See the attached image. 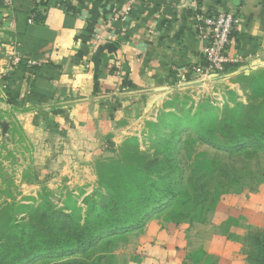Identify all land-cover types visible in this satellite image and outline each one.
I'll return each instance as SVG.
<instances>
[{
    "label": "crops",
    "instance_id": "1",
    "mask_svg": "<svg viewBox=\"0 0 264 264\" xmlns=\"http://www.w3.org/2000/svg\"><path fill=\"white\" fill-rule=\"evenodd\" d=\"M128 2L0 0V121L11 119L8 132L15 122L44 147L55 144L68 176L77 159L90 165L107 135L116 133L118 141L128 133L117 124L125 111L159 100L170 85L190 83L188 72L205 58L201 18L239 14L228 53L240 61L227 69L264 66V0H135L120 17ZM33 10L42 22H29ZM173 69L187 82L174 81ZM209 216L145 231L121 263L247 264L234 238L264 229V183L227 189ZM199 249L209 260L195 258Z\"/></svg>",
    "mask_w": 264,
    "mask_h": 264
},
{
    "label": "rangeland",
    "instance_id": "2",
    "mask_svg": "<svg viewBox=\"0 0 264 264\" xmlns=\"http://www.w3.org/2000/svg\"><path fill=\"white\" fill-rule=\"evenodd\" d=\"M263 74L264 66L245 71L230 67L219 76L195 77L180 87L170 85L159 100L125 111L117 124L128 133H123L118 141L112 139L116 133L107 135L103 149L90 165L89 160L77 159L70 176L62 172L60 151L55 144L44 147L15 122L5 136L0 127V206L10 204L7 209H0L1 229L12 223L28 229L36 211L39 215L58 216V212L71 214L79 209L83 223L91 207L103 205H118L123 209L119 219L128 220L145 203L141 198L147 192L149 177L156 178L161 189L172 181L176 185L171 188L176 193L180 191L177 199L163 203L160 210L145 219L143 228L102 238L84 251H55L49 256L32 252L31 260L24 264H122L121 260L132 252L145 231L199 222L196 220L209 216L205 209L213 195L221 198L224 189L237 191L264 183V151L229 155L217 149L224 144L213 140V147L209 143L213 136L207 135L200 124L203 115L222 114L225 106L246 105L264 82ZM222 159L236 166L249 163L255 175L244 171L232 181L217 180L216 174L204 175L212 169L214 160ZM195 185H203L202 191ZM129 210L132 214H126ZM58 218L65 220L62 215ZM221 223L227 227L231 220ZM251 233L254 236L259 231ZM234 241L247 264H253L248 259L249 253H257L252 238L235 237Z\"/></svg>",
    "mask_w": 264,
    "mask_h": 264
},
{
    "label": "trees",
    "instance_id": "3",
    "mask_svg": "<svg viewBox=\"0 0 264 264\" xmlns=\"http://www.w3.org/2000/svg\"><path fill=\"white\" fill-rule=\"evenodd\" d=\"M32 13L35 14L34 22L43 21V17L39 13L34 10ZM209 121L212 122L209 123ZM200 124L204 125L207 135L213 136L209 139V143L213 145V140L214 142L219 141L224 145L217 146V149L229 155L243 151L248 154L252 152L251 150L264 151V82H261L253 96L249 97L246 105L238 103L233 108L225 106L222 114L203 115ZM213 147L216 145L214 144ZM213 162L212 169L204 175L216 174L217 180L222 178H232L231 181L237 180L236 178L240 177L244 171L255 175L254 169L249 163L242 162L240 163L242 166H236L229 164L224 159ZM161 179L164 182L165 175L161 176ZM156 182V178L149 177L147 192L142 196L144 199L141 198V200H145V203L134 215L132 210L127 211L126 214H132L133 217L125 221H121L118 217L123 210L118 205H103L101 208L91 207L92 210L87 214L83 223H81L82 215L79 209L74 210V213L71 214L58 212V216L49 215V213L39 215L36 211L28 229L13 223L7 229L0 228V264H24L31 260L32 252L36 255L49 256L55 251L75 249L84 251L102 238L143 228L145 219L160 210L163 203L170 204L180 195V191L176 193L177 190L171 188L176 185L172 181L168 187L163 189L157 186ZM255 187H251V189ZM194 188L202 191L203 185L198 187L195 185ZM208 194L209 192L206 191L205 195ZM219 199L217 195H213L209 207L205 211H213ZM9 205L6 203L5 206H0V209H7ZM135 206L138 209V205ZM60 215L64 216L65 220L58 218ZM204 220L205 218L196 221L203 222ZM256 231L259 233L254 236L251 232L247 235L252 238L257 249L256 254L249 253L248 259L253 264H264V229ZM195 258L209 260L205 257L202 249L196 251Z\"/></svg>",
    "mask_w": 264,
    "mask_h": 264
},
{
    "label": "built area",
    "instance_id": "4",
    "mask_svg": "<svg viewBox=\"0 0 264 264\" xmlns=\"http://www.w3.org/2000/svg\"><path fill=\"white\" fill-rule=\"evenodd\" d=\"M6 5H14L15 0H3ZM69 6L71 0H64ZM135 0H129L128 5L120 17L130 14ZM35 14L32 13L29 19L34 22ZM114 16V18H120ZM241 21L239 14L235 12L219 11L209 14L200 19L197 27L198 38L203 43L204 63L192 66L189 75L195 77H212L222 74L232 62H239L240 58H232L228 53V46ZM15 63L21 62V56L14 59ZM33 64V61H28ZM174 81L181 80L187 82L188 75L178 69H173ZM179 83V82H178Z\"/></svg>",
    "mask_w": 264,
    "mask_h": 264
},
{
    "label": "water",
    "instance_id": "5",
    "mask_svg": "<svg viewBox=\"0 0 264 264\" xmlns=\"http://www.w3.org/2000/svg\"><path fill=\"white\" fill-rule=\"evenodd\" d=\"M9 122L7 121H0V127L2 129V135L5 136L9 130Z\"/></svg>",
    "mask_w": 264,
    "mask_h": 264
}]
</instances>
